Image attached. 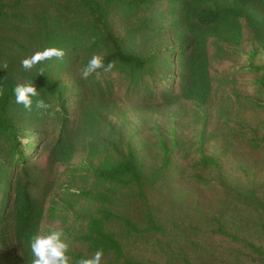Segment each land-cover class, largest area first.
<instances>
[{"label": "rangeland", "instance_id": "rangeland-1", "mask_svg": "<svg viewBox=\"0 0 264 264\" xmlns=\"http://www.w3.org/2000/svg\"><path fill=\"white\" fill-rule=\"evenodd\" d=\"M152 1L146 42L136 52L160 60L138 81L117 68L98 70L99 78L96 73L89 77L95 83L81 79L86 48H70L64 59L53 57L31 71L21 64L10 68L18 83H26V75H38L41 65L39 76L60 85L70 117L66 143L73 142L74 150L68 159L50 155L63 116L58 93L42 98L51 107L34 110L32 120L24 113L21 133L26 135L20 134L19 141L27 166L17 150L5 149L9 174L0 182V264H32L34 259L31 247L16 235L17 189L27 183L34 187L39 210L35 235L63 229L71 264L95 253L86 238L93 235V217L107 221L106 231L119 243L118 251L103 248L101 264H264V32L259 31L264 0L257 21L240 18L227 39H208L211 84L202 101L188 97L183 71L190 54L179 50L193 40L185 23L179 25L187 12L177 0ZM0 2L5 48L0 63L8 66L16 44L24 56L43 51L46 25L36 29L41 15L55 14L57 3L60 9L69 6L64 0ZM61 18L65 23L52 24L49 40L63 49L61 27L73 31L70 25L79 16ZM107 21L121 36L138 24L136 16L118 8ZM164 59L172 61L169 73ZM130 152L137 156L143 184L127 186L98 176L104 161L118 162ZM106 192L114 199L103 201L100 195Z\"/></svg>", "mask_w": 264, "mask_h": 264}, {"label": "trees", "instance_id": "trees-1", "mask_svg": "<svg viewBox=\"0 0 264 264\" xmlns=\"http://www.w3.org/2000/svg\"><path fill=\"white\" fill-rule=\"evenodd\" d=\"M14 6L17 3L24 2L25 0H13ZM60 0H48L49 4L58 2ZM69 6H65L60 9L57 3V12L55 14L49 12L43 13L40 18V23L37 22L38 28H43V34L46 35V48L55 47L51 34L54 33L51 27L54 22L62 24L64 22L61 18H68L71 14L78 15L79 20L72 21L70 28L73 26V31L68 29L69 27L63 25L61 28L64 30L62 35L64 36L63 49L66 53L70 52L69 49L73 48L77 50L79 48H86L87 54H85V64L93 55V52L103 53L105 50V65L110 61H115V68L119 69L123 73L131 76L132 80L138 81L142 72H147L151 67L157 66L155 60L160 58H154L155 54H146L136 52L141 48L145 41L143 32L149 28L151 22L150 18L153 16L149 12L148 6L153 2L152 0H64ZM257 1V2H255ZM177 0V7L186 11V18L182 19L179 25H184L189 28L193 34V40L188 44L186 42L179 50L180 54L184 55L189 52L188 67L183 71L187 92L189 90L188 97L204 100L208 94L211 84V75L209 71V57L207 53V41L210 37H218L227 39V33L229 28L237 22L240 18H246L248 22L254 23L258 20L257 8L263 0ZM72 2V3H71ZM259 2V3H258ZM46 3V4H48ZM143 8L144 14H140V8ZM0 2V10H1ZM118 8L120 12H127L131 16H136L138 24H133L129 28L126 36L116 35V32L112 27L108 28V17L110 13ZM1 14V12H0ZM163 15H158L161 17ZM56 17V18H55ZM157 17V18H158ZM86 18V19H82ZM50 21V22H49ZM78 22V23H77ZM161 23V21H156ZM179 22V21H177ZM50 23V25H49ZM65 23V22H64ZM176 23V22H175ZM33 23H31L32 25ZM35 24V23H34ZM29 25L25 29H29ZM35 28V26H34ZM35 29V30H36ZM260 32H264V27L259 29ZM141 33V34H140ZM42 33L37 35H41ZM185 34V33H184ZM33 36V35H32ZM185 38L188 39L185 34ZM49 40V41H48ZM60 45V41L58 43ZM192 45V50L190 46ZM27 48H31L32 43L25 44ZM24 47V46H23ZM19 45L16 44L11 51L12 55H9L8 62H12L9 66L4 67V63H0V88L4 89V94L0 96V182L9 174L8 161L6 159L5 149L9 147V152L13 153L18 151V158L23 161L24 166H27V157L21 149V142L19 136L22 131L24 113H30L26 118L32 120L36 113L35 101L42 99L47 95L59 94L61 99V108L63 116L61 119V127L58 139L51 151L52 157L55 159L69 158L73 149V142L67 144L70 135V117L67 110V99L63 97V93H60V85L54 84L52 80L45 78L43 75H26L30 78L29 82H33L39 96L33 97V107L31 111L26 110L22 104L15 103V96L13 89L18 84V81L12 74L14 66L21 64V61L29 57L24 56L18 52ZM22 48V47H20ZM3 43H0V55L4 51ZM98 49V51H96ZM10 51V52H11ZM35 51H39L36 49ZM92 54V55H91ZM66 56V55H65ZM64 56V58H65ZM63 58V59H64ZM52 58L50 60H53ZM50 60H47L48 62ZM167 66V73L172 71L171 63L164 59ZM61 66L66 68V63L62 62ZM41 65L38 67V72L41 69ZM31 71V70H29ZM87 81L95 83L94 80L88 78ZM95 88L97 85L94 86ZM65 88V87H63ZM188 94V93H186ZM94 112H92V115ZM26 135V134H24ZM23 135V136H24ZM106 152V150H104ZM98 176L109 182L121 183L124 185H132L135 183L143 184V174L139 169L137 163V156L134 152H130L126 157L118 162H112L106 160L101 165ZM34 187L30 183L24 185V187L17 189V196L15 200V222H16V235L19 241L25 242L30 247L32 238L35 236V231L38 228V207L32 191ZM101 199L111 200L114 196L106 192L100 195ZM105 215L110 216L112 211L110 209H104ZM115 217L120 215L115 214ZM93 226V235L87 236L90 240L92 250H103L108 248L109 250H117L119 243L115 240L113 234L106 231L105 225L107 221L101 217H93L90 220ZM109 245V246H108ZM120 248V247H119ZM106 251V250H105ZM104 252V250H103Z\"/></svg>", "mask_w": 264, "mask_h": 264}, {"label": "clouds", "instance_id": "clouds-1", "mask_svg": "<svg viewBox=\"0 0 264 264\" xmlns=\"http://www.w3.org/2000/svg\"><path fill=\"white\" fill-rule=\"evenodd\" d=\"M66 55L65 51L60 48L50 47L43 51H36L29 57L21 61V65L25 70H31L38 63L45 60H50L53 57L63 59ZM104 53H94L78 72L81 79L87 80L94 73L99 78L98 70H103L105 73L111 72L115 67V61H110L106 65L104 63ZM7 67V64L4 65ZM39 74H44V69L39 70ZM15 103L22 104L23 107L31 111L33 107V97L39 96V92L34 86L33 82L18 83L14 89ZM4 94V89L0 88V96ZM51 107L43 99L35 101V108L37 110H46ZM31 251L34 256L32 264H71V257L68 255L70 245L65 238L63 229H54L47 234L35 235L30 243ZM103 257V250H97L93 256L89 258H82L76 261V264H101Z\"/></svg>", "mask_w": 264, "mask_h": 264}]
</instances>
